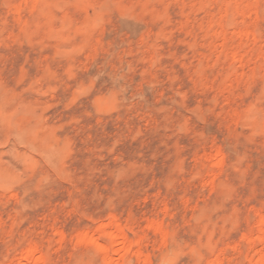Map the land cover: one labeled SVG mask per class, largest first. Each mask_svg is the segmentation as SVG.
<instances>
[{"label":"rangeland","instance_id":"374dc122","mask_svg":"<svg viewBox=\"0 0 264 264\" xmlns=\"http://www.w3.org/2000/svg\"><path fill=\"white\" fill-rule=\"evenodd\" d=\"M0 264H264V0H0Z\"/></svg>","mask_w":264,"mask_h":264}]
</instances>
